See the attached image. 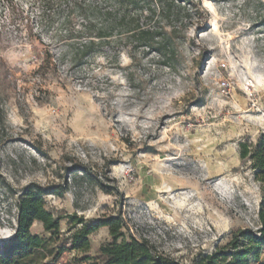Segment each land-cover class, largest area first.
Here are the masks:
<instances>
[{
  "label": "rangeland",
  "instance_id": "obj_1",
  "mask_svg": "<svg viewBox=\"0 0 264 264\" xmlns=\"http://www.w3.org/2000/svg\"><path fill=\"white\" fill-rule=\"evenodd\" d=\"M167 1L0 0V244L31 182L68 181L45 198L56 215L120 216L127 239L184 264L257 229L261 183L239 146L264 135V0ZM79 227L64 218L50 245ZM112 238L102 227L60 261L87 264ZM222 264H264V247Z\"/></svg>",
  "mask_w": 264,
  "mask_h": 264
},
{
  "label": "trees",
  "instance_id": "obj_2",
  "mask_svg": "<svg viewBox=\"0 0 264 264\" xmlns=\"http://www.w3.org/2000/svg\"><path fill=\"white\" fill-rule=\"evenodd\" d=\"M73 5L85 4V0H61ZM119 6L136 4L140 0H107ZM175 1L159 0L158 10L166 12ZM77 6V5H76ZM106 14H112L107 11ZM126 17V16H124ZM87 18V17H86ZM88 27V26H87ZM110 25L102 26L96 33L90 30L83 40L77 39L76 53L87 56L94 45L110 37ZM106 30V31H105ZM75 31L77 33L81 32ZM149 30L141 29L133 34L144 36ZM81 38V37H79ZM239 154L243 160H249L255 170V177L261 183L263 199L258 208L257 229L242 228L234 232L225 247L216 249L213 253L200 255L193 264H222L228 257H241L252 253L257 246L264 247V135L256 142H241ZM82 170V169H81ZM85 174V169L83 170ZM68 188V181L57 184L42 185L31 182L26 185L17 203L15 232L9 240L0 244V264H79V261L61 262L67 250L88 252L91 249L90 236L102 227H108L113 237L108 243L102 244L96 256L86 255L81 260L87 264H184L160 254L147 239H138L133 235L127 239L123 229L126 224L120 216H110L88 223L77 213L56 215L46 203L47 195L63 196ZM109 192V191H107ZM69 218L74 226L80 225L58 248L50 245L54 237L61 234V221ZM40 222L50 237L33 233L34 223ZM64 246H67L64 250Z\"/></svg>",
  "mask_w": 264,
  "mask_h": 264
}]
</instances>
